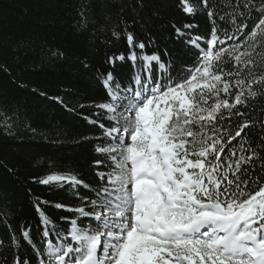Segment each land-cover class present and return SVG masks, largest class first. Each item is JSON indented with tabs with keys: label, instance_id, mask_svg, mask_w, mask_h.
<instances>
[{
	"label": "snow or ice",
	"instance_id": "1",
	"mask_svg": "<svg viewBox=\"0 0 264 264\" xmlns=\"http://www.w3.org/2000/svg\"><path fill=\"white\" fill-rule=\"evenodd\" d=\"M178 6L187 15L206 10L212 23L207 37L189 41L198 49L194 64L163 84L153 80L149 86L137 76L134 88L107 74L108 100L96 105L102 120L92 121L109 138L95 147L107 160L93 161L95 186L72 173L39 179L43 185L84 187L92 195L74 191L81 206L55 205L77 216L62 217L68 230L55 231V241L33 248L36 264H264V182L250 175L255 161L264 168L258 151L264 143L252 146L248 119L231 130L233 117L247 115L239 107L260 94L254 86H264V0H229L232 11L223 14L210 0H179ZM252 10L258 17L249 26L246 13ZM217 17L228 26L221 27ZM127 41L145 48L131 33ZM129 59L143 60L149 73L153 62L161 73L170 67L157 53L132 52ZM250 182L254 190H248ZM22 236L33 244L28 231ZM13 264L32 259L17 255Z\"/></svg>",
	"mask_w": 264,
	"mask_h": 264
},
{
	"label": "trees",
	"instance_id": "2",
	"mask_svg": "<svg viewBox=\"0 0 264 264\" xmlns=\"http://www.w3.org/2000/svg\"><path fill=\"white\" fill-rule=\"evenodd\" d=\"M190 3L199 5L200 0ZM178 5L179 0H0V264H13L17 255L36 264L33 248L43 247L44 240L55 241V231L68 230L62 217L77 216L55 205L81 206L74 191L92 195L84 187L38 181L49 174L72 173L88 185L98 183L93 161L107 157L97 154L95 147L109 138L92 121L102 120L96 105L108 100L103 84L107 74L134 88L137 76L149 86L153 80L163 84L169 75L175 78L194 64L198 49L189 41L197 35L207 37L212 23L206 10L187 15ZM210 5L221 14L232 11L229 0H210ZM246 14L251 26L258 12ZM216 19L221 27L228 26ZM174 24L183 35H177ZM184 24L194 27L184 29ZM129 33L134 43L143 42L145 48L129 45ZM201 46L206 45L201 42ZM132 52L157 53L170 67L161 73L153 62L149 73L143 60L129 59ZM254 90L260 94L249 99L247 107H239L247 115L233 117L231 130L245 119L252 121L245 132L256 147L264 143L260 127L264 86L256 85ZM258 151L264 157V150ZM261 164L257 160L250 167L253 181L259 177L264 182ZM254 187L250 182L248 190ZM37 204L48 225L41 222ZM46 230L49 235L44 237ZM23 231L29 232L32 245L23 239Z\"/></svg>",
	"mask_w": 264,
	"mask_h": 264
},
{
	"label": "rangeland",
	"instance_id": "3",
	"mask_svg": "<svg viewBox=\"0 0 264 264\" xmlns=\"http://www.w3.org/2000/svg\"><path fill=\"white\" fill-rule=\"evenodd\" d=\"M130 142V141H129Z\"/></svg>",
	"mask_w": 264,
	"mask_h": 264
}]
</instances>
